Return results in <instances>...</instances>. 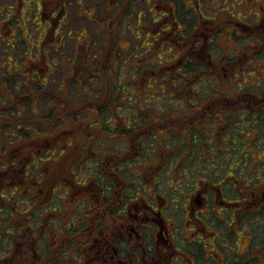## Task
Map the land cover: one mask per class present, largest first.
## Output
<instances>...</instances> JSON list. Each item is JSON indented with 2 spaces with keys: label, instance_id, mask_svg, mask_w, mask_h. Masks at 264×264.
<instances>
[{
  "label": "trees",
  "instance_id": "16d2710c",
  "mask_svg": "<svg viewBox=\"0 0 264 264\" xmlns=\"http://www.w3.org/2000/svg\"><path fill=\"white\" fill-rule=\"evenodd\" d=\"M170 1L177 7L178 0ZM219 1L222 6L227 0ZM235 2L232 5L239 4ZM178 12L181 17L180 7ZM214 21L209 45L214 52L201 63L170 37L155 43L162 50L166 42H174L177 49L162 50L157 58L148 57L150 51L136 54L138 62H131L127 70L116 63L112 75L101 65L82 71V78L100 75L97 79L105 87L104 98L91 100L94 103L84 108L85 118L72 113L65 120L54 119L51 110L37 123L32 124L30 117L20 123L13 136L26 141L29 151H37L26 155L25 175L11 172L14 183L0 191V245L6 243L0 264L50 259L49 243L55 234V239L62 238L63 249L52 264H64L72 251L81 258L88 231L100 227V208L110 199L120 204L164 195L171 201L169 186L204 168L212 171L209 177L214 181H224L231 172L240 177L230 200L238 195L242 200L262 198L264 162L256 159L264 157V39L257 33L259 24L244 22L240 31L237 20ZM185 27L183 34L190 28L187 23ZM223 33L243 38L246 48L214 50L216 37ZM121 54L111 57L122 62ZM133 85L138 93L131 91ZM254 104L260 106L256 113ZM52 129H57L55 136ZM53 138L55 150L50 148ZM39 139L49 144L42 147V155ZM230 189L224 187L227 194ZM258 211L264 217V207ZM258 232L250 235L252 244ZM258 250L252 248L250 254ZM258 254L246 264H264V251Z\"/></svg>",
  "mask_w": 264,
  "mask_h": 264
},
{
  "label": "flooded vegetation",
  "instance_id": "af4514ba",
  "mask_svg": "<svg viewBox=\"0 0 264 264\" xmlns=\"http://www.w3.org/2000/svg\"><path fill=\"white\" fill-rule=\"evenodd\" d=\"M139 1L120 0L117 5L115 0H108V4H111L112 8L118 7L119 14L110 20L99 15V19L102 20L100 23L105 24V21H108L109 24L106 25H108L107 30L110 31V25H118L119 22L129 20L134 15L136 16L134 27H139L140 32L144 34L145 31L142 28L148 30V26L146 27L142 23L146 17L145 9L143 7L135 9L136 2ZM147 1L149 4V0ZM187 2L188 0H183L182 15L177 17L179 9L172 1H156L154 7L158 11L157 14L161 17L167 16V21L154 20V14L148 6L147 9L151 11V19H153L150 22V28L157 31H147L145 36L152 33L154 36L152 44L167 40L170 37L175 38L181 44L180 49L186 48V54L191 56L194 54L201 63L203 58L211 57V53L214 52L209 50V45L214 40V25L211 26L205 22L206 20L211 23L214 20H208L204 13L200 12V9L186 8ZM17 4L19 6H15ZM129 4L131 5L130 8H128ZM83 5L82 0H18L11 5L2 2L0 3V19L4 22L9 21L15 13V8H17V14L20 15L14 18V21L20 25L21 22H26L28 19L24 14L29 10H34L33 24L40 26L41 22H36L39 16L42 24H44L43 36L45 37L49 31H59L61 25L70 22V18L83 16L87 21H92L89 16L92 17L96 13L90 11L89 8L84 9ZM217 6L212 8L215 15H217V10L215 11ZM71 7H76L79 12L75 11V15L71 16ZM257 16L261 23L259 28H264L262 25L264 15L257 14ZM190 17L194 18V23L189 28L188 33L183 34L187 31L186 27H182V24L186 25V21L191 19ZM170 20L171 24L167 27L158 28L155 24ZM128 28L130 29V26ZM9 29L11 28L9 27ZM79 36L77 40H79ZM261 37L264 39V35ZM24 45L27 47V52L32 47L27 41ZM11 46L12 48L16 46L17 55L14 54L18 56L22 50L18 48L16 41ZM50 46L54 47L57 52L58 44H51ZM35 47L40 48L38 44ZM42 52L43 49L40 50V53ZM13 70L15 72L12 67H7V73L12 74ZM43 70H48L47 64L45 68H37L36 71L32 70L28 73L27 75H31V77L27 78L28 83L24 82L27 85L30 84V87L34 86V94L30 92L29 95H34L36 99L21 101L17 99L15 94L9 93L6 94L7 99L0 101V128L3 129L2 123L8 124V130L3 131L4 137L2 139L5 140L0 141L3 143L0 145L1 152L5 150L2 147L6 148V144L11 145L17 140H22L18 138V135L14 137L13 134H18L17 131L21 127L20 123L26 121V117L34 116L35 123L38 122V119L41 121L38 96L43 81L47 79L44 78ZM50 73L51 71L47 75ZM34 80L35 83L31 84ZM37 92L38 94H35ZM254 105L253 112L256 113L260 106ZM54 109L56 110V108ZM55 110L51 112L54 119L57 117ZM179 127L180 129L183 128L182 126ZM23 128H25L24 125ZM56 131L57 129H52L50 131L51 136H55ZM22 142L26 145V141L22 140ZM45 142H42L41 139L38 144L39 155L43 154L42 147ZM48 145V143L45 144L47 147ZM50 148L57 149L56 139L54 143H51ZM34 152L32 150V153ZM260 152L258 151L259 154ZM27 153L28 148L25 146V149L17 148L13 156H2L3 159H0V191L4 192L6 186L14 183L11 172L15 176L25 175ZM259 158L256 159L257 162H264V157L262 158L260 155ZM202 170H197L195 173L189 172L179 181L180 183L169 186L171 201H169L168 196L164 195H157L156 200H148L143 197H137L128 202L121 200L120 204L114 203L113 199H110V203L106 202L100 208V227L94 226L88 231V236L83 244L82 257L80 258L72 251L64 264H246L250 258L253 259L254 256H257L258 251L259 254L264 251L263 243L262 245L255 244V241L260 239L264 241V217L263 213L258 211L264 207V184L260 189L262 198L254 197L251 201L247 196H244L242 200L238 195L230 200V194L240 185V177L231 172L224 181L218 182L209 177L212 171H207L205 168ZM144 175L146 176V174ZM117 185L120 187L119 183ZM227 185L231 186L229 194L224 191V187ZM219 222L223 223L224 226L219 228ZM256 230H259L258 238L252 244L250 235ZM55 235L51 237L49 243L51 258L43 260V257H39L38 262L40 264H52L53 257H59V250L63 249V246H60L62 238L55 239ZM240 240L242 244H240ZM58 243L60 244L58 245ZM255 247H258L259 250L252 252L251 255L250 250Z\"/></svg>",
  "mask_w": 264,
  "mask_h": 264
},
{
  "label": "rangeland",
  "instance_id": "374dc122",
  "mask_svg": "<svg viewBox=\"0 0 264 264\" xmlns=\"http://www.w3.org/2000/svg\"><path fill=\"white\" fill-rule=\"evenodd\" d=\"M115 1L117 5L120 2V0ZM156 1L159 0H149V4L147 0L136 2L135 9H140L141 7L145 9L144 14L146 17L142 23L143 25H146V27L148 26V30L142 28L145 31L144 34L140 32L139 27H134L133 24H136V16L134 15L129 20H125L122 23L119 22L118 25H110V31L107 30L108 25L106 24H109V22L105 21V24L102 22L100 23L102 20L99 19V15L110 20V18L113 16L116 17L117 14H119V10H117L118 7L112 8V5L108 4V0H82L84 3V9L87 10V8H89L90 11L96 13L95 15L92 13V17L87 15L92 21H87L83 16L70 18V22L66 25H61L59 31H49L45 37L43 36L44 24H42L39 16L36 19V22H41L42 25L40 24L39 26L35 23L33 24L35 16L33 15V13L35 14L34 10H29L24 14L25 17L30 20L27 19L26 22H21L20 25H18L17 22L14 21V18H17L20 14H17L18 10L15 8V13L9 21L4 22L0 19V101L7 99L8 96L6 94L9 93H13V95L15 94L17 99L21 101L33 98L36 99L34 95H29L30 92L34 94V86L30 87V84L27 85L24 82L28 83L27 78L29 76L31 77V75H27L28 73L32 70L36 71L37 68H45L47 64L48 70L51 71V73L47 75L49 71L43 70L44 78L47 79L43 81L44 83L41 85L40 95L38 96L39 109L41 111L40 117H43V113H48V111L51 110L54 111V108H56L55 112L59 118L62 116L61 119L65 120L66 116H72V113H76L80 119L85 118L88 111L86 110L84 112V108L91 103V100H102L105 95V87H103L98 80L101 79L100 75L91 73L82 78V71L85 70L90 72L95 65H101L104 68V72L108 69V74L112 75L114 71L113 69L117 66L116 63L121 70H127L131 67V62L136 64L138 62V60L134 58L136 54L138 56L142 54L144 55V53L148 54L150 51L148 57L157 58L160 56L162 50H166L171 46H174L177 49V44L174 42L171 44L166 42L162 50L157 46V42L149 46L153 41L154 36L152 33H148V36H145L147 31H157L156 29L150 28V22L153 21V19H151V11L149 9H151L154 14V20L158 21L160 19L167 21V16L161 17V15L157 14L158 11L154 7ZM238 1V5H232L233 3L236 4L235 0H227L221 6L219 0H188L185 7L200 9V12H203L208 20L221 18L237 20L239 23L238 27L241 29L240 31L243 30V25L241 24L244 22L248 25L253 24V26H257L260 24L259 26H261L257 14L264 15V1ZM2 2H7V4L11 5L12 3L14 4L15 2H18V0H0V3ZM179 3L180 0H178L177 3L178 9L183 6L182 2V5L178 7ZM217 5L221 6V8L217 11V15H215L212 8H215ZM223 5L225 8H222ZM15 6L19 5L17 4ZM148 6L149 9H147ZM130 7L131 5L129 4L128 8ZM71 11V16L75 15V11L79 12L76 10V7H71ZM232 15L236 16V18L232 17ZM190 18L191 19L186 21L189 27L194 23V18ZM205 22L211 26L215 24V21L209 23V21L205 20ZM155 24L158 28L162 26L167 27L170 26L171 20L169 22ZM262 25H264V23H262ZM128 26H130V29ZM259 26L258 34L262 36L264 35L263 29L262 27L259 28ZM9 27L11 29H9ZM131 27L134 28L131 29ZM182 27H185L184 23L182 24ZM15 30L16 33L14 34ZM240 35H245V32H242ZM78 36L79 40H77ZM230 36L233 37L230 38ZM234 37H236V35H232L231 33L220 34L216 37V41L213 43V49L222 52V50L234 51V48H239L240 50L245 47L243 46V38ZM15 41L18 48L22 50L18 56H15L14 54L16 53V46L14 48L11 46L15 44ZM25 41L32 46L28 52L27 47L24 45ZM36 44H38L40 48L35 47ZM51 44L59 45L57 46V52L54 47L50 46ZM42 49L43 52L45 51L44 53H40V50ZM117 52H122L121 55L124 59L122 62L119 58L111 57L113 53L117 54ZM19 55H21L22 58L19 57ZM7 67H12L15 69V72L13 70L12 74L7 73ZM90 79H92V81H90ZM33 83H35V80L31 84ZM142 88V93H145L144 90L146 87ZM125 91L126 90H123V92ZM131 91L138 93L134 85ZM35 94H38V92ZM39 120L40 119H38V121ZM30 122L32 124L35 123L34 116L30 118ZM7 126L8 124L2 125L3 129L0 128L2 131L0 134V141L5 140L2 138L4 137L3 131L8 130ZM37 135H39V133ZM40 140L41 139H39V142ZM1 144L3 143L0 142V145ZM25 146L26 145L22 140L12 143L11 145L9 143L6 144V148L4 146L2 147V149L5 150L2 152L0 151V159H3L2 156H13L16 153L17 148L25 149ZM32 150L35 152L37 151L36 148ZM32 150L29 151L28 149V153L32 152ZM261 153L262 152H260V154ZM240 244H242L241 240ZM3 245H6V243L0 245V252L2 254L5 253L6 248Z\"/></svg>",
  "mask_w": 264,
  "mask_h": 264
}]
</instances>
